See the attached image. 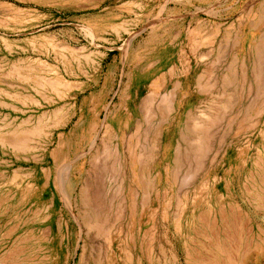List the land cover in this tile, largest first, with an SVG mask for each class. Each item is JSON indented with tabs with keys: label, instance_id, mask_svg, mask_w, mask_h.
<instances>
[{
	"label": "rangeland",
	"instance_id": "374dc122",
	"mask_svg": "<svg viewBox=\"0 0 264 264\" xmlns=\"http://www.w3.org/2000/svg\"><path fill=\"white\" fill-rule=\"evenodd\" d=\"M1 89L0 264H264V0H0Z\"/></svg>",
	"mask_w": 264,
	"mask_h": 264
},
{
	"label": "crops",
	"instance_id": "0c3cea01",
	"mask_svg": "<svg viewBox=\"0 0 264 264\" xmlns=\"http://www.w3.org/2000/svg\"><path fill=\"white\" fill-rule=\"evenodd\" d=\"M27 78V77H26ZM59 78H57V81L60 82L58 80ZM42 82H46L48 84V79L45 77H42ZM0 114L1 116H5L7 117L8 121H10L11 119H15L17 118L15 121L17 122L19 119H21L22 124L21 127L18 129H12V130H6V128H4V126L2 124H0V140L1 139H6L8 140V145L3 144L0 141V166H5L7 167L6 170L7 172H9L11 170V168L9 169V167L12 164L13 161V156H15V161H20L21 164L16 165L15 168H13L12 170H14L13 172V176H11V178L8 179L7 182H9L6 185L11 184H16V185H20L23 187L26 186H34L35 180H36V175H35V168L34 165L32 163L28 164L25 161L29 160L28 157V153H29V149L25 148L26 145L28 144V139L31 137L29 135V132L27 131L30 128H27V124L29 122H31L33 120V116H34V106H30L28 105L26 102V98L27 97L25 94L23 95H19L18 93H16L13 89L12 90H7V89H1L0 90ZM14 99L16 101L11 102V101H7V100H11ZM47 98L49 99V96L47 95ZM19 101L18 103H15ZM33 102L34 99H33ZM10 119V120H9ZM67 119V118H66ZM65 121L64 117L62 118V120L60 121V123H63ZM26 123V124H25ZM23 124L25 126H23ZM35 130V129H34ZM40 131V130H38ZM13 145H15L13 147ZM4 148H9V151H7V153H5V150H3ZM11 149V150H10ZM13 151V152H11ZM18 156V157H17ZM42 185H45L47 183H49L50 181V177H49V172H45V167H42ZM37 172H39V170H37ZM0 178H4L3 174H0ZM2 180L0 179L1 183L0 186L2 184ZM37 180L40 181V174L37 177ZM14 182V183H13ZM20 182V183H18Z\"/></svg>",
	"mask_w": 264,
	"mask_h": 264
},
{
	"label": "bare ground",
	"instance_id": "6f19581e",
	"mask_svg": "<svg viewBox=\"0 0 264 264\" xmlns=\"http://www.w3.org/2000/svg\"><path fill=\"white\" fill-rule=\"evenodd\" d=\"M90 28V27H89ZM88 31H89V29H88ZM90 33L92 34V35H95V32L94 31H92V30H90ZM98 33V32H97ZM98 63V62H97ZM58 78V77H57ZM43 87V86H42ZM64 91V90H63ZM63 91H61V92H63ZM68 117V114L66 113V118ZM65 119V118H64ZM62 124V123H61Z\"/></svg>",
	"mask_w": 264,
	"mask_h": 264
}]
</instances>
